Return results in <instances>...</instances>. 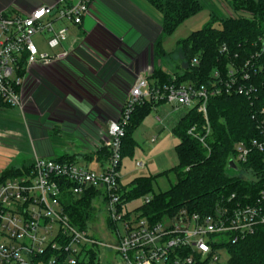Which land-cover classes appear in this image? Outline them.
I'll return each mask as SVG.
<instances>
[{
  "label": "built area",
  "instance_id": "1",
  "mask_svg": "<svg viewBox=\"0 0 264 264\" xmlns=\"http://www.w3.org/2000/svg\"><path fill=\"white\" fill-rule=\"evenodd\" d=\"M94 1L58 0L25 17L0 13V104L22 109L25 71L64 61L72 52V48L53 53L40 51L33 37H46V45L52 50L61 47L67 40V25H81ZM55 21L64 24L56 28ZM21 62L23 75H19ZM196 64L197 60H193L192 65ZM247 65L241 69L231 67L225 78L215 71L208 86L198 87L184 83L158 88L150 85L147 76L138 75L118 115L108 122L106 133L98 140L96 152L106 150L108 154L106 169L94 172L74 162L35 157L27 173L0 182V264H78L86 250L97 247L114 253L117 259L113 264H218L219 253L227 251L226 245L237 244L253 235L257 226L264 225V192L259 193L254 204H241L231 194L225 204L215 205L209 214L180 210L150 223L140 214L124 210L125 191L118 173L122 139L137 105L163 103L173 109H195L202 118V127L191 126L186 133L208 150V100L221 95H251L253 87L243 83L249 80L244 70ZM263 121L258 125L260 139L234 145L235 158L231 161L235 167L244 163L253 150L264 153ZM135 167L142 169L144 163L137 162ZM89 190L98 193L97 199L109 220L121 224L122 234L115 230L114 246L96 241L87 229H78L64 211V191L77 199ZM150 200L151 196H147L144 204Z\"/></svg>",
  "mask_w": 264,
  "mask_h": 264
},
{
  "label": "trees",
  "instance_id": "2",
  "mask_svg": "<svg viewBox=\"0 0 264 264\" xmlns=\"http://www.w3.org/2000/svg\"><path fill=\"white\" fill-rule=\"evenodd\" d=\"M160 16V35L152 44L153 58L165 55L162 41L172 36L186 20L202 11L200 0H143ZM234 16L210 21L201 29L192 32L186 39L176 43L186 62L183 75L175 80L166 79L159 70H153L148 80L150 85L161 88L170 84H192L208 86L213 73L219 72L225 78L231 67L249 73L251 95H221L208 100L207 110L211 128L203 148L200 143L187 135V130L196 125L202 127V118L195 109L188 110L172 129L178 139L175 146L177 165L174 172L177 182L166 192L152 193V180L156 177H139L129 183L125 197L130 200L149 194L151 200L135 211L150 223L160 222L165 216H173L180 210L190 213L209 214L215 205L225 204L231 194L241 204H254L261 191L264 192V153L251 151L244 163L239 164L242 173L251 174L253 179L228 176L229 161L235 158L234 145L260 139L258 129L264 119V0H232ZM223 48H225L223 50ZM197 60L196 65L191 61ZM19 75H23V62ZM150 78V79H149ZM157 103L137 105L122 139L121 157H130L135 149L133 132ZM264 125V121H263ZM98 155V154H97ZM107 151L100 150L98 161L106 162ZM58 162H74L73 157H61ZM7 177H1L2 182ZM66 188V186H65ZM98 193L89 190L74 199L66 191L62 194L64 211L78 229L86 230L95 218L93 202ZM128 200V199H127ZM264 208V203H263ZM111 226L110 222H108ZM115 230V226L111 227ZM226 264H264V225L255 228L254 234L234 245H226ZM78 264H99L97 248L86 250Z\"/></svg>",
  "mask_w": 264,
  "mask_h": 264
},
{
  "label": "crops",
  "instance_id": "3",
  "mask_svg": "<svg viewBox=\"0 0 264 264\" xmlns=\"http://www.w3.org/2000/svg\"><path fill=\"white\" fill-rule=\"evenodd\" d=\"M57 1L0 0V13L25 17L30 11L55 5ZM54 15L55 10L51 17ZM63 24L55 21L56 28ZM67 26V40L61 47L50 49L44 36H39L44 46L36 44L40 51L49 53L72 48L70 56L50 66H32L24 74L21 93L26 107L23 113L17 109L26 121L29 165L35 157H73L74 163L92 161L103 168L106 162L97 160L98 140L106 133L108 122L118 115L136 77L146 76L147 68L152 67V44L160 35V16L143 0H95L81 25ZM157 105L162 114L156 116L151 126V131L157 133L149 138V144L160 140L161 145L167 137L176 138L172 129L188 110ZM6 108L12 107L0 104V110ZM167 127L169 131L163 137ZM15 131L0 130L11 137L17 134ZM121 178L119 175L123 187Z\"/></svg>",
  "mask_w": 264,
  "mask_h": 264
},
{
  "label": "rangeland",
  "instance_id": "4",
  "mask_svg": "<svg viewBox=\"0 0 264 264\" xmlns=\"http://www.w3.org/2000/svg\"><path fill=\"white\" fill-rule=\"evenodd\" d=\"M203 9L197 15L186 20L175 33L170 37H165L162 41V48L165 51V55L159 54L153 58L152 67L147 68L146 76L150 77L152 71L159 70L166 79L175 80L178 76H182L184 70L186 69V62L183 58L182 52L177 49L174 55H170L176 49V43L178 41L186 39L192 32H195L203 28L211 18L214 20L220 18H229L234 16L231 11L233 2L232 0H200ZM39 36H34L33 41L37 43L40 47L44 46L41 42ZM72 41L69 39L68 43ZM71 45V44H70ZM193 61V60H192ZM191 61V63H192ZM161 65V66H159ZM150 79V78H149ZM184 84V83H183ZM127 94V93H126ZM126 97V96H125ZM125 99V98H124ZM23 105L20 112H24ZM169 108L168 106H166ZM159 105L155 108L153 107L150 113L145 117L144 123L142 122L133 132L132 138L137 143L132 156L124 157L122 160V165L118 171L121 178L122 191H125V195L129 191V183L139 177H155L152 180L150 194H159L169 190L176 182L177 177L174 172H167L166 174L160 175L163 172L169 171L171 168L177 165V158L175 154V146L178 143L177 138L167 137L164 139L162 144H149V138L155 135L157 131H151V126L155 123V118L157 115L161 116V112L157 111ZM17 108H6L0 110V129L5 132L6 128L10 130H16L18 134L14 136H3L0 138V178L7 177L6 179H11L21 176L23 173H27L29 168V153L25 148L26 141H28V136L26 132V121L22 118V115ZM6 127V128H5ZM160 129H163L160 127ZM159 130V129H158ZM168 127L165 128L163 132V137L168 133ZM144 142H147L146 144ZM153 148V149H152ZM58 150V149H57ZM209 153V148L207 150ZM99 155V152H96ZM137 162H143L146 164L145 168L137 169L135 164ZM28 165L30 167H28ZM75 165L80 168H85L90 171L99 172L103 168H107L108 164L105 163L104 167L96 165L92 161L85 162L84 160L75 161ZM226 174L228 176H240L242 175L246 179H253L251 174L242 173L241 168L237 165L235 170L227 169ZM5 180V179H4ZM123 195V203L125 199V208L127 212H133L137 216L139 213L135 211L138 207L144 204V200L148 195L130 200ZM128 199V200H127ZM93 206L96 209L95 218L89 224L87 231L88 233L98 242L106 245H112L117 243L116 231L119 235L122 234L121 224L113 223L109 220L108 215L104 211L99 199L93 202ZM111 226L109 225V223ZM115 226V230L112 226ZM97 258L99 264H113L117 259L114 253L103 247H97ZM228 260V252L223 250L219 253L218 264H226Z\"/></svg>",
  "mask_w": 264,
  "mask_h": 264
},
{
  "label": "water",
  "instance_id": "5",
  "mask_svg": "<svg viewBox=\"0 0 264 264\" xmlns=\"http://www.w3.org/2000/svg\"><path fill=\"white\" fill-rule=\"evenodd\" d=\"M228 169H231V170H235L236 169V167L234 166L232 161H229Z\"/></svg>",
  "mask_w": 264,
  "mask_h": 264
},
{
  "label": "snow or ice",
  "instance_id": "6",
  "mask_svg": "<svg viewBox=\"0 0 264 264\" xmlns=\"http://www.w3.org/2000/svg\"><path fill=\"white\" fill-rule=\"evenodd\" d=\"M39 14V13H38Z\"/></svg>",
  "mask_w": 264,
  "mask_h": 264
}]
</instances>
